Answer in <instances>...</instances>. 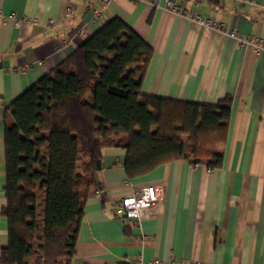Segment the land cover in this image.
<instances>
[{
  "label": "crops",
  "instance_id": "obj_1",
  "mask_svg": "<svg viewBox=\"0 0 264 264\" xmlns=\"http://www.w3.org/2000/svg\"><path fill=\"white\" fill-rule=\"evenodd\" d=\"M166 1L0 0V255L9 242L2 209L5 129L13 102L107 21L120 18L153 48L143 93L208 104L232 96L223 163L209 167L176 159L129 178L126 151L104 148L70 264L154 258L165 264H264V53L201 26ZM173 2L186 14L264 38V0ZM148 184L164 187L163 210L141 225L119 217L118 202Z\"/></svg>",
  "mask_w": 264,
  "mask_h": 264
},
{
  "label": "trees",
  "instance_id": "obj_2",
  "mask_svg": "<svg viewBox=\"0 0 264 264\" xmlns=\"http://www.w3.org/2000/svg\"><path fill=\"white\" fill-rule=\"evenodd\" d=\"M152 55L112 18L13 102L0 264H70L106 147L126 151L129 178L176 159L222 165L232 96L208 104L143 93Z\"/></svg>",
  "mask_w": 264,
  "mask_h": 264
},
{
  "label": "built area",
  "instance_id": "obj_3",
  "mask_svg": "<svg viewBox=\"0 0 264 264\" xmlns=\"http://www.w3.org/2000/svg\"><path fill=\"white\" fill-rule=\"evenodd\" d=\"M106 1V0H105ZM154 5L155 0H150ZM248 2H255L257 0H246ZM166 5L177 13L188 16L194 22L207 28H213L220 33L227 34L237 40L239 45L250 46L257 54L264 53V38L244 34L239 31L235 26L227 29L222 22L215 21L210 18H203L200 14H186L179 6L175 5L173 0H167ZM72 12L70 7L66 8V15H70ZM9 17L17 19L18 22L24 19L23 16L11 14ZM80 34H84V30H79ZM165 197V190L162 185L148 184L139 189L138 192H134L127 196H124L117 204L116 211L119 217L129 219L133 224L141 225L144 221L148 220L154 214L163 210V202ZM137 264H165V262L159 258H154L148 262L142 259L137 261ZM172 264H210L206 262L192 261L186 263L184 261L173 262Z\"/></svg>",
  "mask_w": 264,
  "mask_h": 264
},
{
  "label": "water",
  "instance_id": "obj_4",
  "mask_svg": "<svg viewBox=\"0 0 264 264\" xmlns=\"http://www.w3.org/2000/svg\"><path fill=\"white\" fill-rule=\"evenodd\" d=\"M103 166H104V163H103Z\"/></svg>",
  "mask_w": 264,
  "mask_h": 264
}]
</instances>
